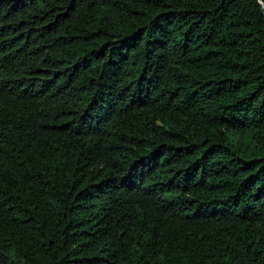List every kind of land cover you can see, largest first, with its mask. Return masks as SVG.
I'll return each instance as SVG.
<instances>
[{
	"label": "trees",
	"instance_id": "obj_1",
	"mask_svg": "<svg viewBox=\"0 0 264 264\" xmlns=\"http://www.w3.org/2000/svg\"><path fill=\"white\" fill-rule=\"evenodd\" d=\"M0 264H264V0H0Z\"/></svg>",
	"mask_w": 264,
	"mask_h": 264
}]
</instances>
